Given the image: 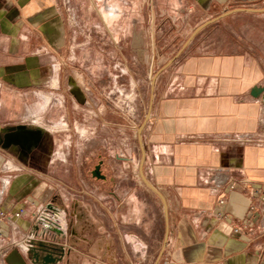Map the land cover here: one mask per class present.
<instances>
[{"label": "crops", "instance_id": "0c3cea01", "mask_svg": "<svg viewBox=\"0 0 264 264\" xmlns=\"http://www.w3.org/2000/svg\"><path fill=\"white\" fill-rule=\"evenodd\" d=\"M164 1L0 0V212L23 210L0 224V264H42L32 242L61 249L55 264H264V0ZM187 5L195 21L180 14ZM127 17L130 45H145L150 61L148 109L133 136L139 157L121 143L93 188L75 175L69 149L38 150L66 121L43 113L64 103L59 61L102 60L91 46H106L107 35L117 60ZM241 18L249 37L232 31ZM156 24H193V34L226 25L214 42L229 51L183 58L191 37L155 71ZM84 70L66 68L73 110L89 106L90 86L75 74Z\"/></svg>", "mask_w": 264, "mask_h": 264}, {"label": "rangeland", "instance_id": "374dc122", "mask_svg": "<svg viewBox=\"0 0 264 264\" xmlns=\"http://www.w3.org/2000/svg\"><path fill=\"white\" fill-rule=\"evenodd\" d=\"M161 5L165 4L164 0H160ZM114 4V1H111ZM183 18H189L194 20L197 16L196 6H186L185 11L180 13ZM186 16V17H185ZM128 18L124 27L122 28L123 44L121 45V56L115 59V48L111 44L110 36L107 35L106 46L99 45L98 43L91 46V52L97 54L103 49L105 58L102 60H91L88 62H80L70 60L67 61L64 57L63 61H59L60 68L64 72L59 73V86L60 89L58 96L56 97L59 101H64L62 107L50 108L43 113V118L48 121H54L64 117L63 119L68 121L67 128L63 121L57 128L54 140L52 142H41L40 148L44 150L48 144L53 149V153L60 154L63 150L69 149L70 157L68 161L71 163L81 165L88 157H94V164L97 163L96 153L101 150L103 156L106 150V159L103 158L106 165L109 164L110 156H113L116 152L122 149L121 143L126 145V149H132L134 151V157L137 160L139 157V151H137V142L135 131L141 124L144 116L148 109L149 97H150V78L146 76L150 68V61L144 58V54L147 52L142 49L146 48L145 45L139 46V53L136 51V46L132 47L130 34L132 30L128 28ZM94 18L92 17V20ZM112 19L108 17V21ZM181 20V19H180ZM235 24L234 29L239 36L249 37L250 31L246 27H242L243 23H248V19L242 20ZM195 21V20H194ZM247 26V25H245ZM193 24H184L180 29H169L166 25L163 28H158L156 24L155 29V45H154V69L155 71L161 68L166 60L174 56L179 49L182 48L185 41L191 37H194L191 44L185 49L183 58L192 54H207L211 55L218 51H227L228 47L224 44H216V41L221 42V38H224L228 31L227 26L208 25L200 32L193 34ZM102 36V34H101ZM178 36V39H174ZM177 42V44H176ZM241 46H235V51L240 49ZM105 48V50H104ZM229 51V50H228ZM66 50L64 49V53ZM80 52L79 50L76 53ZM118 53V51H117ZM138 53V54H137ZM150 54V52H149ZM136 57L138 59H136ZM79 64L81 68H85L84 72H75L76 80L80 83H88L90 88L86 90V96L90 99L89 106L86 108L80 106V108L73 110L67 105L68 95L67 93V72L66 68H73L75 64ZM70 64V65H67ZM74 65V66H73ZM69 66V67H68ZM90 69V71L87 68ZM77 68V67H75ZM95 68V71H93ZM79 75V76H77ZM48 85L53 83L48 80ZM63 84V85H62ZM100 86H99V85ZM88 86V87H89ZM86 88V87H85ZM49 91V89H47ZM44 98L52 100L49 92L43 93ZM82 93H76V99H80ZM69 107V108H68ZM104 107L103 109H99ZM100 111V112H99ZM100 116V117H99ZM103 120L106 121L107 125L103 127ZM123 122V128L116 127L115 123ZM74 122V123H73ZM133 122V123H132ZM110 123V124H109ZM125 126H128L126 128ZM106 139V141H105ZM122 139L123 141L121 142ZM125 146H123V149ZM74 156V157H73ZM92 157V158H93ZM93 166V165H91ZM82 170V169H81ZM61 177V173H58ZM76 176H82V180L89 184L93 188L99 187V185L93 180L90 172L82 171L81 173L75 174ZM89 182V183H88ZM95 186V187H94ZM98 188L93 189L97 191Z\"/></svg>", "mask_w": 264, "mask_h": 264}, {"label": "water", "instance_id": "95a60500", "mask_svg": "<svg viewBox=\"0 0 264 264\" xmlns=\"http://www.w3.org/2000/svg\"><path fill=\"white\" fill-rule=\"evenodd\" d=\"M239 11V10H235ZM195 34V33H194ZM261 89L258 88H253L251 90V95L256 96L257 94L261 93ZM148 118V115H146L144 122L142 125L138 128L137 130V135L139 139V144L142 148L141 145V140H140V133L141 130L146 122V119ZM143 153V150H142ZM92 175L96 178H102L99 174V166L97 165L92 172ZM142 177V174H141ZM143 181L148 185V187H151L142 177ZM29 251L31 252L34 261H38L40 254L42 253L43 255L41 256V262L42 264H55L61 257L62 255V250L54 246L53 244H48L46 242H32L30 243Z\"/></svg>", "mask_w": 264, "mask_h": 264}, {"label": "flooded vegetation", "instance_id": "af4514ba", "mask_svg": "<svg viewBox=\"0 0 264 264\" xmlns=\"http://www.w3.org/2000/svg\"><path fill=\"white\" fill-rule=\"evenodd\" d=\"M92 157H88V159L84 163H82L80 165V167H81L82 171L90 172L93 180H95V182L99 185V188H100L101 184L103 182H105L106 181L105 179L107 178L106 173H105L106 163L103 160V158H104L103 152L101 150L97 151V153H96L97 163L96 164H94V162H95L94 157L93 158ZM91 165H93V166H91ZM97 165L99 166V174H100V176H102V178H96L92 175V172L94 171V169Z\"/></svg>", "mask_w": 264, "mask_h": 264}, {"label": "built area", "instance_id": "2783aa9c", "mask_svg": "<svg viewBox=\"0 0 264 264\" xmlns=\"http://www.w3.org/2000/svg\"><path fill=\"white\" fill-rule=\"evenodd\" d=\"M254 192H257V191H254ZM220 203H222V201L220 202ZM250 210L251 211H255L256 209H255V206L254 205H251L250 206ZM22 213H23V210H19L18 212H15V213H13V214H6L5 212H0V224H3L4 222H5V220H6V218H9V217H15V218H18L20 215H22ZM58 214H56V213H52V215H51V218H52V222H57V223H59L58 222V216H57ZM63 225H60V226H58V228L59 229H63V227H62ZM235 231H237V230H235ZM138 248H139V246H138ZM143 253V252H142ZM141 253V254H142Z\"/></svg>", "mask_w": 264, "mask_h": 264}]
</instances>
